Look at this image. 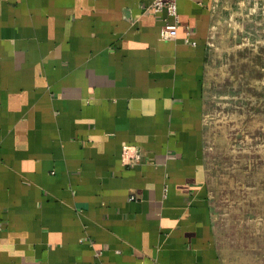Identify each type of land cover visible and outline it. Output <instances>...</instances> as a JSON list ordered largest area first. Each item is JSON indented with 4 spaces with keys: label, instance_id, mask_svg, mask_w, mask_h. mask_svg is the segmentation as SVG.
<instances>
[{
    "label": "crops",
    "instance_id": "0c3cea01",
    "mask_svg": "<svg viewBox=\"0 0 264 264\" xmlns=\"http://www.w3.org/2000/svg\"><path fill=\"white\" fill-rule=\"evenodd\" d=\"M150 2L0 0V264H223L202 146L212 0H175L171 38Z\"/></svg>",
    "mask_w": 264,
    "mask_h": 264
},
{
    "label": "rangeland",
    "instance_id": "374dc122",
    "mask_svg": "<svg viewBox=\"0 0 264 264\" xmlns=\"http://www.w3.org/2000/svg\"><path fill=\"white\" fill-rule=\"evenodd\" d=\"M202 146L223 264H264V0H212Z\"/></svg>",
    "mask_w": 264,
    "mask_h": 264
},
{
    "label": "built area",
    "instance_id": "2783aa9c",
    "mask_svg": "<svg viewBox=\"0 0 264 264\" xmlns=\"http://www.w3.org/2000/svg\"><path fill=\"white\" fill-rule=\"evenodd\" d=\"M150 7L153 11L164 12V22L159 29L160 38H171L176 33V8L175 0H151ZM172 17V21H168L167 18ZM188 33V32H186ZM91 264H103L98 260L92 261Z\"/></svg>",
    "mask_w": 264,
    "mask_h": 264
}]
</instances>
